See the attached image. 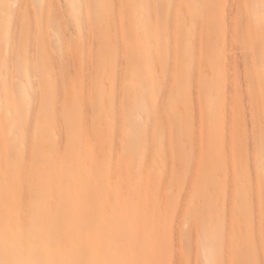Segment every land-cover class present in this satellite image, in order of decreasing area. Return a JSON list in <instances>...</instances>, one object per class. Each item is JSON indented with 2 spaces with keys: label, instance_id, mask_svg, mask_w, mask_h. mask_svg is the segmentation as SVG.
<instances>
[{
  "label": "rangeland",
  "instance_id": "obj_1",
  "mask_svg": "<svg viewBox=\"0 0 264 264\" xmlns=\"http://www.w3.org/2000/svg\"><path fill=\"white\" fill-rule=\"evenodd\" d=\"M171 1L174 8L169 0H4L21 8L7 16L0 9V170L14 173V164L4 167L6 151L12 163L24 164L25 178L42 152L37 205L56 217L58 206H75L84 195L74 173H65L72 141L79 169L103 160L114 176L110 187L133 188L122 193L118 219L107 216L106 235L127 226L138 236L142 223L155 248L167 243L175 264H206L212 227L219 239L224 235L229 264L258 260L264 254L262 84L258 50L254 90L250 84L242 7L258 3ZM144 25L155 32L146 37ZM254 36L258 49L259 33Z\"/></svg>",
  "mask_w": 264,
  "mask_h": 264
},
{
  "label": "bare ground",
  "instance_id": "obj_2",
  "mask_svg": "<svg viewBox=\"0 0 264 264\" xmlns=\"http://www.w3.org/2000/svg\"><path fill=\"white\" fill-rule=\"evenodd\" d=\"M253 1H257V3H259L258 2L259 0H253ZM172 4H173L172 1L169 0V4H168L169 8L175 7ZM72 7L76 19H78L79 16L77 14L80 11L79 10L80 7L75 1H72ZM256 13H257V19H259V12ZM184 17L186 23L190 24L191 22L190 13L186 12L184 14ZM78 21L80 22L79 19ZM144 28L146 31L145 32L146 37L155 32L154 26L144 25ZM189 28L191 29V27ZM248 56H249V64H250V84L252 89L254 90L252 53L248 52ZM259 67H260V62H259ZM21 89L24 100L28 102L30 98L29 84L27 82L23 83ZM257 96H258L257 110L259 113V121H260L259 128H260L261 112H262V106L260 105V102L262 101V98H264V96L261 95L260 92L257 94ZM4 104L5 103L3 99L0 98L1 109L5 106ZM8 112H7L8 114L12 115L11 110H9ZM8 114H7V119H9ZM249 114L252 115L250 111ZM138 117L142 119L143 115L140 113ZM3 123H4L3 119L0 118V125H2V127H4ZM6 130H7V135L9 137L10 136L9 133H12L13 128L7 126ZM16 135L17 133L15 134V136ZM16 138H17L16 140L18 141V137ZM10 150L12 152V149ZM75 151H77L75 146L73 145L72 141H69L67 156L65 161L66 164L65 173L67 176L74 173L75 178L77 179V186H79L80 182L82 183L80 184L82 188V193L84 195L82 199H80L79 203L75 206H71L69 208H62V209L60 208L61 206H58L55 211L56 213L55 218H57L63 224V226L68 231L70 236L74 237L79 244H83L88 249V255L85 258L100 259V260L131 258V254H126L121 249L113 248L112 250V246L108 243V237L105 232V227L106 225L109 224L106 223L107 216L109 215L111 216L113 212H114V219L115 220L118 219L117 213L119 211L118 209L119 200L126 202V200H124L122 196L127 195L128 191H132L133 188H130L126 183L122 185V191H123L122 193L124 194L123 195L115 188L110 187L108 184L114 183V178H113L114 176L113 174H109L110 169L107 167L105 161L103 160L101 161L93 160L92 163L86 166L82 164V166H80L79 169L78 158L76 156ZM6 153L7 152L5 151L2 161L7 162L8 164L5 165L4 167L9 169V167L14 164L13 167L14 173L13 172L9 173L8 170L6 171L0 170V174H2V177H0V230H2L4 227L6 214L8 216L11 215V209L10 208L6 209L5 202L6 200L10 201L11 198L14 196L21 170L24 171V164L17 160H15L14 163H12V160H9L7 158L8 156ZM81 155H83V157H88L86 150L84 151L82 150ZM53 161L57 162L58 160L53 159ZM43 162L46 164V162L43 161L42 152L36 153L31 163L27 166V175L25 178H24V172H22L23 173L22 184L24 190L25 187H27L24 186V184L27 183L29 188L28 192L34 191L36 193H39L41 190L43 191V187L40 181H37V177L39 178L40 175V171H39L40 165ZM262 174L264 175V166L262 168ZM109 177H111V180L109 179ZM69 179H65V177L62 178L63 182H67L69 181ZM143 188H146V185L144 187L138 186L136 190L140 191ZM41 194H43V192H41ZM115 200L116 203H113ZM152 221L153 219L149 215L148 230L153 224ZM172 221L173 219L169 222V225ZM158 223L159 221L156 219L157 227L153 229L154 232L153 239H155V237L157 236V229L158 230L160 229V225ZM204 223L207 224L208 219H205ZM263 227H264V221H263ZM208 229L211 231V233L208 236L209 242L205 245L203 252H204V256H205L204 258L206 264H212L214 260L218 261L220 259H223L225 253H224V249L221 248V244L225 245V238L223 235V238L219 239L217 232L212 227ZM142 230H143V225L141 223L140 229H138V238L141 242V246L137 250L136 253L137 258L148 261H155L157 262V264H164V262L169 261L170 260L168 257L169 249L166 248L167 247L166 242L169 239V235L166 234L164 236V239L166 240L165 248L163 249L158 247L155 248L154 245L155 243L152 245L153 243L152 238L150 239L148 234L146 232H143ZM0 258H3L2 250H0ZM53 258L58 260L71 261L75 259H80L81 256L79 254V250L76 248H64L55 251L53 254Z\"/></svg>",
  "mask_w": 264,
  "mask_h": 264
},
{
  "label": "snow or ice",
  "instance_id": "obj_3",
  "mask_svg": "<svg viewBox=\"0 0 264 264\" xmlns=\"http://www.w3.org/2000/svg\"><path fill=\"white\" fill-rule=\"evenodd\" d=\"M242 7L248 9L247 27L243 36L246 53L256 54L257 41L254 33H259L261 91L264 95V0H259L258 4H244ZM20 8V5L0 0V9L4 10L6 16ZM256 9H259V19H257ZM258 147L260 158L264 161V109L261 112ZM22 175L21 170L16 192L10 201L5 202L6 209H11V215L6 214L4 227L0 230V250L3 252L0 264H157L155 261L137 258L136 253L141 242L134 230L127 226L119 231L107 233V236L115 247L126 254H131V258L103 260L85 258L88 255V249L70 236L63 224L51 216L43 204L37 205L38 194L34 191L26 192L23 189ZM50 183H52L51 179ZM54 195L53 184L51 196ZM262 245H264V230H262ZM64 248L78 249L81 258L71 261L53 258L55 251ZM164 264H175V261L169 260ZM216 264H229V262L220 259ZM236 264H264V254L258 260L241 259Z\"/></svg>",
  "mask_w": 264,
  "mask_h": 264
}]
</instances>
